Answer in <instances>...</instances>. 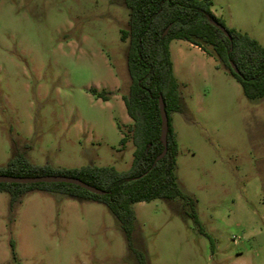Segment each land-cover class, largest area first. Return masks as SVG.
<instances>
[{
	"label": "rangeland",
	"instance_id": "rangeland-1",
	"mask_svg": "<svg viewBox=\"0 0 264 264\" xmlns=\"http://www.w3.org/2000/svg\"><path fill=\"white\" fill-rule=\"evenodd\" d=\"M211 11L264 47V0H213ZM127 22L120 0H0V168L17 153L53 169L130 168L119 130L131 124ZM169 50L181 99L174 175L209 238L176 198L132 205V243L147 264H264V97L245 98L193 44ZM9 204L1 192L0 264H136L103 204L38 191Z\"/></svg>",
	"mask_w": 264,
	"mask_h": 264
},
{
	"label": "trees",
	"instance_id": "trees-1",
	"mask_svg": "<svg viewBox=\"0 0 264 264\" xmlns=\"http://www.w3.org/2000/svg\"><path fill=\"white\" fill-rule=\"evenodd\" d=\"M120 1L128 9L127 28L120 30V40L127 42L129 86L122 101L131 124L125 131L121 127L119 130L123 134L121 146L124 147L130 141L134 147L130 168L125 172H118L113 167L92 165L76 169H53L50 166L32 165L23 154L17 153L5 168H0V175L72 177L105 194L96 195L78 186L62 183H0V193L9 194L10 210L24 195L35 191L57 193L80 202L103 204L119 225L136 264H147L145 254L132 243L135 222L132 205L135 203L178 198L190 207L188 215L199 233L209 238L197 218L195 201L181 192L174 175L178 144L171 124V113L181 111V99L170 57V42L186 41L218 60L249 100L264 97V47L246 33L226 28L211 11L213 0ZM212 22L223 26L231 40ZM230 63L236 66L239 75L232 71ZM91 92L103 101L109 100L104 91L91 89ZM159 98L163 100L168 127L166 152L157 159L164 150L160 138Z\"/></svg>",
	"mask_w": 264,
	"mask_h": 264
},
{
	"label": "water",
	"instance_id": "water-1",
	"mask_svg": "<svg viewBox=\"0 0 264 264\" xmlns=\"http://www.w3.org/2000/svg\"><path fill=\"white\" fill-rule=\"evenodd\" d=\"M212 25L220 30L230 41L231 38L226 32L225 28L218 24L217 22H212ZM167 30L165 31V33ZM230 67L232 71L239 75V71L236 68V66L232 63H230ZM159 113H160V119H161V132H160V138L164 146V150L162 153L157 157L160 158L162 157L165 152H166V135H167V127H168V118L166 111L164 109V104L162 98H159ZM156 159V160H157ZM0 183L2 184H40V183H62V184H70V185H75L78 186L82 189H85L93 194L96 195H104L105 192L102 190H99L95 187H92L79 179L72 178V177H66V176H58V175H49V176H40V177H12V176H6V175H0Z\"/></svg>",
	"mask_w": 264,
	"mask_h": 264
},
{
	"label": "crops",
	"instance_id": "crops-1",
	"mask_svg": "<svg viewBox=\"0 0 264 264\" xmlns=\"http://www.w3.org/2000/svg\"><path fill=\"white\" fill-rule=\"evenodd\" d=\"M215 16V15H214ZM216 17V16H215ZM230 28H233V27H230ZM234 29V28H233ZM199 49V48H198ZM173 71H174V66H173Z\"/></svg>",
	"mask_w": 264,
	"mask_h": 264
}]
</instances>
